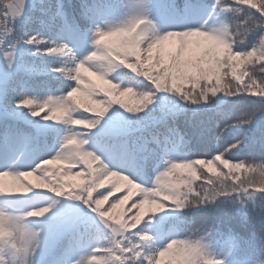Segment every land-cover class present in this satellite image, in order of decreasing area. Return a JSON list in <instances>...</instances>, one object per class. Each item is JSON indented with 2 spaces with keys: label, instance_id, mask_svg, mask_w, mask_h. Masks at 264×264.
<instances>
[{
  "label": "clouds",
  "instance_id": "9594fccd",
  "mask_svg": "<svg viewBox=\"0 0 264 264\" xmlns=\"http://www.w3.org/2000/svg\"><path fill=\"white\" fill-rule=\"evenodd\" d=\"M11 2L0 0V12L5 16ZM29 3L35 9L36 22L41 24L65 11L63 0L56 3L22 0L24 11ZM101 3L114 10L104 18L106 23H102L108 39L103 44L92 40V47L75 66V75L68 72L64 76L66 80L69 76L80 77L85 82L78 107L90 113L107 114L112 105H117L126 114L149 124L157 121L177 124L180 114L171 113L170 107L181 104L187 111L195 101L203 110L215 112L213 140L217 145L231 135L222 148L217 146L207 155L195 154L186 132L179 149L163 143L156 146L161 153L168 149L171 156L187 154L188 159L159 172L151 186H147L150 195L132 204L131 209L136 211L124 223L129 227L134 225L136 231L122 229L116 223L120 220L118 216L104 218L103 222L114 234L107 248L121 253L124 264H264V127L261 126L264 124V0H212L210 4L207 0H80L81 11ZM197 7L207 10L199 19L191 14ZM162 9L171 10L181 19L162 21ZM9 24L0 18V38L3 44L7 38L4 50L9 54L10 67L14 68L18 46L31 37L17 33ZM56 48L65 62L70 47L56 41ZM126 71L147 80L148 86L121 88L114 81ZM98 93L102 94L100 99L90 104L89 98L96 99ZM253 96L258 99H252ZM230 98L239 101L234 111L216 107L218 102ZM102 101L106 105L102 106ZM36 107L38 110L33 114L39 115V105ZM72 111L75 109L54 105L49 113L56 112L59 116L45 115L44 119L62 118L58 125L73 123L88 129L77 132L66 128L65 135L72 133L79 137L77 147H65L66 160H79L78 151L95 156L89 135L95 122L72 120ZM162 158L167 157L162 154ZM41 164L40 184L51 185L49 191L38 190L23 175L13 178V185L21 189L19 193L7 192L0 183V197L29 198L18 209L0 207V264H38L43 234L38 225L52 207L33 203L31 197L54 193L57 197L83 201L94 212L89 201L93 200L98 183L100 188L110 185L112 191L94 201L97 207L116 193L127 195L133 186L138 190L136 196H141L139 190L145 188V184L128 175L118 172L106 175L99 157H95L89 173H84L83 168L73 172L72 166L50 170L45 162ZM70 176L88 179L78 184L65 179ZM124 195H120V200ZM145 199L147 208L141 213ZM209 208H223L233 215L242 213L249 220L248 236H231L225 245H219L216 223L207 218L198 222L193 219L195 214ZM129 233L138 239H131ZM113 252L104 254L103 264H121V257ZM90 260L100 264L93 256L73 264H89Z\"/></svg>",
  "mask_w": 264,
  "mask_h": 264
},
{
  "label": "snow or ice",
  "instance_id": "6c2138e0",
  "mask_svg": "<svg viewBox=\"0 0 264 264\" xmlns=\"http://www.w3.org/2000/svg\"><path fill=\"white\" fill-rule=\"evenodd\" d=\"M21 5L22 0H12V2L7 6L8 15L5 16L3 12H0V18L6 19L10 23H13L17 33H20L25 37H31V39H25L21 41L20 45L18 46L19 56L14 68L10 67L11 61L9 54L4 50V44L2 38H0V122L7 120L11 122H24L27 124H32L33 121L29 120L28 117H39L40 121H43L44 123L36 122L33 126L37 128L41 134L51 137L54 140L56 137H60L59 143L61 147L59 150L51 156V159L47 158L46 156L43 158V162L49 165L56 160H66L64 158L65 147H77L79 144V137L74 136L72 133L61 136L62 129L55 127L54 125L58 124L51 122V118L45 120V115L41 116L40 114H33L38 110L36 106L39 105V113L46 107L49 112L50 107L54 105H62L65 108H74L75 111H72L70 114L72 120H77L74 119L72 114L83 109L82 107H78V105H81L82 101L81 99L77 98V93H81V86L85 85V82L81 80L80 77L72 78L69 76L67 80L73 81V85L68 88L67 92H62L59 96L46 95L44 96L45 99L42 103L38 102L40 96L29 95L25 89L26 81L22 78V73L25 70V65L22 62V58L26 54V49L23 47V45L27 44L32 49L35 47V53L32 52L33 55L49 57V55L57 54L60 56V49L56 48V41H63L67 43L71 49L69 58L58 67H51L50 71L58 73L62 77H64L65 73L68 72H71L74 76L75 66L80 62V58L76 54L74 45L79 46L81 49L85 50L86 53L88 51L87 46L90 42H92V40H99L100 43L103 44L104 41L108 39V34L102 30V23H106L104 18L112 15L114 10L94 6L86 7L80 12L78 19L70 16L66 11L62 10L60 14L57 15L53 20L48 23H39L40 29H35L33 27V25L36 23V13L34 7L31 3H29L27 10L24 11ZM22 11L23 15H21ZM206 12V9L197 7L192 10L191 14L193 17L199 19L205 15ZM160 18L165 22L181 19V17L176 16L175 13L167 9L161 10ZM42 31L48 34L42 35ZM41 36H47L48 39L45 40L38 38ZM68 41H71L72 43H69ZM41 45L44 47L41 48ZM50 48L55 50L49 51L48 49ZM137 78V75L126 71L123 73L119 82H114L119 83L121 88L130 87L133 85L148 86V83H145L144 79ZM73 89H76V91L73 92ZM69 93H71V96H69ZM101 96L102 94L98 93L96 99L90 97L88 102L90 104H96L97 100L100 99ZM222 103L223 101L218 102L216 107L218 108V105ZM104 105H106V101H102V106ZM26 106H31L27 107V113L24 111ZM190 110L192 113L190 123L195 121L200 113L205 112V110L196 105L195 101H193V106ZM169 111L173 114H182L185 111V106L176 104L171 106ZM92 113L96 114L95 118L85 117L83 119H89L95 122V128L89 132V135H91V141L95 144V156H93V153L90 152L78 151L76 154L80 157L79 160L66 161H69L70 165L77 166L79 170L83 168L84 173H89L93 170L95 157H99L106 175L108 173L118 172L130 176L137 182H141L143 180L142 167L148 161L152 160L156 155L155 148L150 144V142L141 137L134 146H125L119 153H114L108 151L103 146L101 138L104 136L127 135L133 131L141 130L147 127L149 122L147 120L136 119L133 116L126 114L125 111L120 109L117 105H112V110L107 114H105L104 111H99L98 114L96 112ZM71 125L76 124L69 123L66 126L67 128H72ZM169 131L173 135L177 134V130L174 128L170 129ZM20 137H30V133L19 127H16L15 129L10 127L8 133L9 142L11 143ZM54 147L55 145H52L49 148V151H51V149ZM162 154L167 157L163 161L166 170L171 167H175L180 162L186 161L188 159L187 154L171 156L168 149H164ZM207 154L208 153L206 152L203 155ZM42 166L43 165L41 162H36L34 166L23 168L29 169L28 171H24L22 168L17 167V162L12 161L7 153L0 152V180L8 176H12L13 178H17L20 175H23L24 177L32 176L34 173H37L39 171V167ZM76 177L79 176L65 177V179H75ZM103 182L107 183L106 180ZM83 183L84 181H81L79 184ZM96 187L100 188V184L98 183ZM109 191H112L111 186L106 188L104 191L98 192L95 197L93 196V200L89 201L90 207L95 209L94 213L98 214L102 220H104L106 217L114 219L115 210L118 207L124 205L126 201L130 200L134 194L136 195L138 190L133 186L132 190L128 192L127 195L123 194V200H120V196H116L108 208H103L102 204L97 207L94 201L102 196H106ZM116 191L119 192V189L117 188ZM139 191L141 192V196H137V199L133 200L132 204H135L141 198L150 195V193L147 191L146 185L144 189H140ZM118 200L120 201L119 204H115V202ZM113 204H115V207H112ZM146 208L147 199L144 200V206L140 209L141 213H143ZM108 209L111 210L109 211ZM116 223L120 224L121 228L124 230L131 228L135 229L136 231L134 225L129 227L124 223V220L120 219L119 221H116ZM105 224L108 226L107 223ZM106 252H113V249L97 247L91 256L97 258L98 256L104 255ZM121 252H123V249H121ZM113 254L115 256H120L121 264H124L121 253L113 252ZM89 264H93V261L90 260ZM100 264H103V261H100Z\"/></svg>",
  "mask_w": 264,
  "mask_h": 264
},
{
  "label": "trees",
  "instance_id": "16d2710c",
  "mask_svg": "<svg viewBox=\"0 0 264 264\" xmlns=\"http://www.w3.org/2000/svg\"><path fill=\"white\" fill-rule=\"evenodd\" d=\"M53 3H56L57 0H52ZM208 3H211L212 0H207ZM65 11L72 17L79 18L81 12V4L80 0H63ZM39 15V13H37ZM10 27L15 29V25L13 23L9 24ZM33 27L35 29H40L39 22H36ZM16 31V29H15ZM42 35H47L46 32H41ZM40 39L47 40V36L38 37ZM7 45V38H4V45ZM44 46L41 45V48ZM32 52L35 53V47L32 49L28 47L26 49V54L22 58V62L25 65V70L22 73L23 80L26 81L25 89L29 95H36L40 96L38 102H43L46 95L52 96H59L62 92H67L68 88L73 85V81L66 80L64 77L60 76L58 73H54L50 71L51 67H58L63 63V59L57 55H49L48 56H41V55H33ZM120 76L116 77V81L119 82ZM139 79V78H137ZM145 83H148L145 80ZM86 85H82L81 88L83 89ZM77 97L82 99V94L77 93ZM252 99H258L257 97L253 96ZM123 99L128 100V97H123ZM238 99L230 98L226 102L218 105V108L227 110V111H234L235 108L238 106ZM34 106V105H32ZM27 107L24 110L27 113ZM40 115H52V116H59V113L53 112L49 113L47 107L40 111ZM74 119H83L85 117L95 118V113H90L81 109L80 111L72 114ZM159 116V113L156 114ZM192 117L191 110H187L179 115V119L177 124H173L172 122H164V121H157L150 123L147 127L133 131L127 135H116V136H104L101 138V141L110 140L111 142H115L117 150L120 152L125 146L132 147L134 146L139 138H144L155 148L156 155L153 157L152 160L148 161L142 167L143 173V180L141 181L146 186H151L149 182V176L153 174V166L162 158L161 149L156 147L160 144H166L168 146L175 145L177 149L181 147V138L183 134L186 132L192 140L193 147L195 149L196 155H203L206 152L211 153L212 151L216 150L218 147H223L230 139L231 135L224 137L220 142L219 145L215 143L213 140V135L215 132V128L213 127L217 117L214 111H205L198 115L195 121L190 123ZM29 120L33 121L32 124H27L24 122H11V121H3L0 122V142H5L8 146L12 144L13 147L17 148L15 154L19 152L23 147L26 148L24 153L27 159H33V157L40 158L39 160H43L46 156L47 158L51 159V156L56 152L54 150L49 151L53 143V139L51 137L45 136L41 134V132L35 128L33 125L36 122L44 123L40 121L39 117L33 118L31 116L28 117ZM51 122L53 123H62V119L56 120L53 119ZM49 122V123H51ZM55 127H61L62 125H54ZM264 127V124L261 125ZM10 127L15 129L19 127L24 129L26 132L30 133V137H20L15 139L13 142H9L8 140V133ZM73 131L77 132H85L88 131L87 128L83 125H71ZM176 129L177 134L173 135L169 131L170 129ZM66 134V131L63 135ZM259 135V133H256ZM45 138L50 139V143L45 141ZM90 146H95L92 143ZM73 147V146H69ZM108 150V149H107ZM244 153H241L243 155ZM68 163L69 161L66 160H56L52 164L47 165L50 170H57L60 169V164ZM95 164V162H94ZM165 165L163 164V171ZM79 169L75 170L78 171ZM73 171V172H75ZM160 171V172H161ZM30 177V182L33 179H37L40 184L39 180V173H34ZM88 179L87 176L85 177H76L72 179L75 183H81V181H85ZM41 188H51V185L40 184ZM110 185H105V188H97L96 191L93 192V196L95 197L98 192L104 191ZM18 187V186H15ZM124 193H116L109 200L102 206L103 208H108L111 202L115 199L116 196L123 195ZM64 200L60 199H53L46 201L45 199H41L42 201H37L38 203L51 205L52 210L47 216L49 215H57L59 218L60 223H66L68 228H72V221L79 220V227L77 228V243L72 247L73 255L72 260H81L91 257L93 251L97 247L107 248L110 246V240L114 238V234L111 232V229L103 222V220L98 216V214L94 213L89 207H87L82 201H76L70 199L68 197H64ZM137 199V196L134 194L133 197L126 201L124 205L118 207L115 210L114 215L118 216L121 220H124L132 215L135 212V209H131L132 201ZM65 208L67 214L62 215L60 209ZM83 209L85 212H82ZM131 209V211H129ZM54 217V216H53ZM203 218H207L209 222H215L217 225V241L219 245H225L231 236H237L240 238H246L249 233V220L246 218L242 213L240 214H231L228 211H225L223 208H209L201 210L199 213L195 214L193 219L195 221H199ZM115 223V221H112ZM54 226L53 223H45L43 224V228L45 234L48 230H50ZM60 225L58 224V228ZM127 232L135 231V229L129 228L126 230ZM131 236V233H129ZM131 239L136 240L138 237L131 236ZM53 242H49L47 238L45 239L44 244L41 246L39 256L37 259H40L43 255L46 258V253L52 249ZM118 255V254H117ZM98 260L103 261L105 259L104 255L98 256ZM44 263V262H43Z\"/></svg>",
  "mask_w": 264,
  "mask_h": 264
},
{
  "label": "rangeland",
  "instance_id": "374dc122",
  "mask_svg": "<svg viewBox=\"0 0 264 264\" xmlns=\"http://www.w3.org/2000/svg\"><path fill=\"white\" fill-rule=\"evenodd\" d=\"M74 48H75V51H76V52H77V51L80 52V50H81V48H80L79 46H75V45H74ZM81 52H83V50H82ZM1 207H3V206H1ZM3 208H5V207H3ZM5 209H9V208H5Z\"/></svg>",
  "mask_w": 264,
  "mask_h": 264
}]
</instances>
